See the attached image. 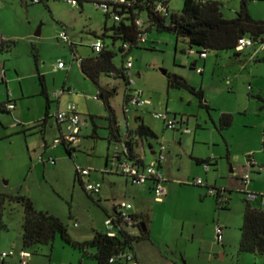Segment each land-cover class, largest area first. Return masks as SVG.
<instances>
[{
  "label": "rangeland",
  "instance_id": "rangeland-1",
  "mask_svg": "<svg viewBox=\"0 0 264 264\" xmlns=\"http://www.w3.org/2000/svg\"><path fill=\"white\" fill-rule=\"evenodd\" d=\"M34 1L0 0V40L12 44L0 51V105L8 99L16 105L9 112L0 110V194L6 196L2 205L5 226L0 231V264H20L22 250L31 253L30 264H97L66 243L61 234L52 245L25 249V210L18 200H11L18 196L29 198L36 209L59 217L71 239L81 243L92 240L96 231L105 232L107 208L131 203L136 211L148 216L150 238L135 241L133 249L142 264H264V256L239 251L243 192L264 193V51L255 53L259 49L256 46L238 52H209L204 60L196 49L191 53L189 45L178 41L173 33L153 30L141 48L130 53L134 66L130 70L132 91L141 93L151 105L128 115L123 111L125 80L102 75L101 87L114 94L110 101L121 138L125 139L129 127H136L135 117L141 115L158 135V139L143 140L147 166L151 158L157 159V155L151 156L150 146L157 153L165 147L166 161L161 170L168 194L164 203H158L151 182L145 187L127 184L125 177L115 172L122 143L109 140L108 112L99 98L100 91L84 77L70 48L71 44L76 46L78 59L93 55L96 35L101 37L105 26L114 25V19L106 20V9L92 2L79 8L65 0L47 4ZM184 1L171 0L169 11L180 14ZM212 1L220 4L229 20L241 9V0ZM248 9L253 19L264 21V0H249ZM39 27L41 35L36 36ZM64 32L69 43L59 39ZM106 42L111 46L109 39ZM119 45L111 48L117 52L114 63L121 68ZM60 62L66 69L57 68ZM194 62L196 69L192 67ZM37 69L44 76L51 101L46 124L43 120L47 100L42 95ZM173 75L202 89L210 111L201 107L199 99L188 90L170 89L169 76ZM70 88L74 102L80 104L83 122L77 152L72 156L63 144H53L60 137L54 94ZM165 112L171 119L176 116L178 122L184 121L181 129L174 131L163 120L154 118L153 114ZM223 113L234 116L232 127L226 130L220 128ZM187 128L190 133L183 132ZM210 157L216 164L209 170L195 161ZM249 157L255 160L253 168ZM77 167L90 170L81 178L85 184L100 183L102 195L86 191L76 174ZM247 176L246 185L243 180ZM198 179L203 180L202 186L194 184ZM208 187L231 191L229 206L221 209ZM258 188L261 190L255 192ZM218 227L225 228L224 246L217 243ZM130 232L141 235L138 228ZM10 252L14 257L4 263L2 254Z\"/></svg>",
  "mask_w": 264,
  "mask_h": 264
},
{
  "label": "trees",
  "instance_id": "trees-1",
  "mask_svg": "<svg viewBox=\"0 0 264 264\" xmlns=\"http://www.w3.org/2000/svg\"><path fill=\"white\" fill-rule=\"evenodd\" d=\"M49 1L51 0H36L33 3L44 2L47 4ZM170 1L171 0H124L122 3H111L109 4L110 10L106 12V20L114 19V16H117L119 17V21H114V25L111 27L105 26L103 35L98 37L103 43L102 51L94 53L92 47L93 55L78 59L76 46L74 44L70 45L74 61H79L82 74L86 79L93 82L100 91L99 98L104 102L108 112L109 140L111 142L122 143V151L117 153L116 156L117 164L127 162L133 163L135 166L142 169L147 167L144 160L135 154V148L138 144L137 139L148 140L158 138L157 134L149 126L143 123L142 118H138L137 127L134 129L129 127L125 139L123 140L120 134L118 119L110 101L114 94L111 90L101 87L100 85L102 75L123 78L126 83V93L123 103L124 113L128 115L131 111L139 112L141 110V108L136 109L129 105L133 91L131 88V80L128 77L125 65L132 50L135 48H141V45L145 42L142 41L143 34H148L153 30L158 33H173L176 35L178 41L181 40L187 43L191 51L196 49L200 57L202 54H206V57H208L209 52L229 50H235L238 52V41L242 38H250L256 43H264V21L252 18L248 9L249 0H241V9L237 12L236 17L231 20L224 17L220 4L216 1L185 0L180 14L171 13L169 11ZM86 2L92 1L85 0L79 4V8H83ZM159 5H162L164 9L159 10ZM139 20L143 21V28L138 26L137 23ZM106 39L110 40L113 48L120 43L119 50L122 54L121 68H118L115 65L114 60L117 56V52L107 44ZM11 45V42L0 40V51H3L6 47L11 48ZM124 45L128 46L127 50L124 48ZM35 58L38 63L37 54H35ZM196 64V62L192 64L194 69H196ZM169 77L170 80L168 87L170 89L188 90L192 95L199 99L201 107L210 111V106L207 103H204L205 97L202 89L192 87L185 79L177 75ZM39 79L42 86V95L45 96L47 100L46 115L43 120L44 124H46L50 117L49 111L51 101L49 100V95L45 88L44 76L39 74ZM10 106H14L15 108V103L8 99L7 103L0 105V110L9 112L11 111L9 108ZM167 114L169 116L168 112ZM172 120L177 124L176 129H173L174 131L180 129L181 125L184 124V121L182 120L181 122H178L176 116H174ZM233 122L234 116L232 114L223 113L220 118L221 130L229 129L232 127ZM178 124L180 127H178ZM262 146L264 148V135ZM65 147L71 156L77 152V147ZM195 161L198 165H207L210 168L214 166L213 159H195ZM248 162L251 168L255 167L256 164L254 163V158L249 157ZM76 174L81 184L85 187V183L79 176L78 171ZM121 175L126 177L122 173ZM148 182L153 184V192L154 181L149 180ZM243 183H246V181L243 180ZM208 190L214 191L212 196L216 198L221 209L229 206L231 200L229 195L231 194V191L228 192L225 189H219L216 187H208ZM243 195H245V209L243 225L240 229L241 240L239 243V251L241 253L264 256V193L256 194L261 200L255 202H250L247 199V192L244 191ZM5 199L6 196L0 194V231L5 226L2 222V205ZM14 199L18 200L25 210L23 223V246L25 249L32 248L36 245H52L56 236L61 234V237L66 243L80 249L86 257L92 258L97 264H124L121 256L126 252H133L135 254L133 250L134 242L149 240L150 238L148 216L147 214H142L141 216L136 215L132 217L133 220L137 222L133 229H140V236L131 234L130 230L122 228L118 222H114V228L116 231L114 237L109 236L108 233L96 231L92 240L82 243L76 242L71 239L67 227L59 217L49 212L36 209L34 203L27 197L18 196L16 198H11V200ZM117 210L118 209L116 208L112 215L107 214V218L112 216L116 217ZM143 226L144 229H146L145 231L143 230ZM113 258L117 259L116 262L110 263V260Z\"/></svg>",
  "mask_w": 264,
  "mask_h": 264
},
{
  "label": "built area",
  "instance_id": "built-area-1",
  "mask_svg": "<svg viewBox=\"0 0 264 264\" xmlns=\"http://www.w3.org/2000/svg\"><path fill=\"white\" fill-rule=\"evenodd\" d=\"M65 1L71 5L79 6V4L84 2L85 0H65ZM91 1L92 3H95L98 6L104 7L106 9V12H108L110 10L109 4L122 3L124 0H91ZM158 8L159 10L164 9L162 5H159ZM114 21H119V17L114 16ZM137 24L140 28H143L144 23L142 20H139ZM146 38H147V34H143L142 41H146ZM59 39L64 41L65 43L70 42L69 36L65 32L60 33ZM256 46H258L259 49L255 50V53L264 51V43H256L250 38H242L238 41L237 50L243 51L246 48H253ZM92 47L94 49V53H99L102 51L103 43L101 40H97L93 44ZM124 48L127 50L128 46L124 45ZM206 56H207L206 54L201 55L202 58H206ZM57 68L59 70L66 69V65L60 62ZM125 68L128 72L127 73L128 77L131 80L130 70L133 68V59L131 56L127 58ZM131 85H132V81H131ZM54 96L55 98H58L60 96V93L55 92ZM129 105L132 108L140 109V108L151 105V103L145 98H143L141 93L134 90L132 92V97L130 99ZM9 108L12 110L14 106H10ZM153 115L155 119L163 120L167 124L168 128L172 130L176 129L177 124L173 122V120L168 116L167 112L156 113ZM57 122L59 123L61 127V134L59 138L55 139L53 143L54 146L57 147L61 144H64L65 146L76 147L80 140L81 127L83 123L82 117L77 111V106L71 103V104H68L64 110L58 111L57 112ZM184 132L190 133L188 129H185ZM164 151H165V147L162 146L160 152L157 155V159L152 164L148 165L147 167L143 169L135 166V164L133 163H127V162H122L121 164H118V167H117L120 173L124 174L134 184L142 186V185H145L149 180H153L154 181L153 195L155 199L159 201L163 200L164 197L166 196V188L164 186L165 180H164V176L161 170L163 163L166 161ZM204 167L206 170L210 169V167L207 165ZM77 171L80 177H84L90 174L89 169H84L81 167H77ZM248 179H249V176H247L245 179L246 185H247ZM203 183L204 182L202 179H198L195 182L196 185H203ZM85 188L87 192L89 193L99 194V192L101 191L102 185L100 183L85 184ZM209 191L211 194H213L214 192L213 190H209ZM247 193H248L247 199L250 202L261 200V198L257 196L256 194L249 193V192ZM263 206H264V203H263ZM117 209H118L117 216L116 217L112 216L110 218H107L105 222V225L107 227L106 233H108V235L111 237H114L116 235V231L114 228V222H118L122 228H127V230H130V228H133L134 225L137 224V222L134 221L132 218L134 215L131 214V210H132L131 204L122 203L119 207H117ZM222 234H223L222 228H218L217 238H218L219 243L222 241ZM14 255L15 254L13 252L4 253L1 256V259L2 261H5L8 258L14 257ZM19 256H20V264H29L32 259L31 253L27 250H22ZM121 257L123 258L124 264H139L137 257L135 256L133 252H126ZM116 260L117 259L113 258L110 260V263H115Z\"/></svg>",
  "mask_w": 264,
  "mask_h": 264
},
{
  "label": "crops",
  "instance_id": "crops-1",
  "mask_svg": "<svg viewBox=\"0 0 264 264\" xmlns=\"http://www.w3.org/2000/svg\"><path fill=\"white\" fill-rule=\"evenodd\" d=\"M147 37H148V34H147ZM97 40H99L98 39V35H96V39H95V41H94V43L97 41ZM146 41H147V38H146ZM145 41V42H146ZM93 43V44H94ZM93 44H92V46H93ZM191 51V50H190ZM194 51H191V53H193ZM208 57H206V58H203L204 60H206ZM37 66H38V63H37ZM134 67V66H133ZM38 70V69H37ZM62 70H64V69H62ZM38 73H39V70H38ZM40 74V73H39ZM44 83H45V81H44ZM46 88V87H45ZM67 93H69L68 94V97H64V95L65 94H67ZM63 95V96H62ZM55 97V96H54ZM56 100H57V110L58 111H61V110H64L66 107H67V105L68 104H71V103H73V104H75L76 106H77V111H78V113L81 115V113H80V104H77V103H75L74 101L76 100V98H75V96H74V94H73V91H71V88L70 89H65L62 93H60V96L58 97V98H56ZM46 104H47V102H46ZM14 109H16V105H15V108ZM14 109H12V110H14ZM50 109H51V105H50ZM11 110V111H12ZM82 116V115H81ZM138 118H142V121H143V123H144V120H143V117L141 116V115H137L136 117H135V121H136V124L138 125ZM92 122H93V124H94V122H95V120H94V118L92 117ZM57 124H58V128H59V131H60V134H61V127H60V125H59V123L57 122ZM145 124V123H144ZM137 125H136V127H137ZM146 125V124H145ZM135 127V128H136ZM132 129H134V128H132ZM181 129V128H180ZM82 131H83V123H82V127H81V133H80V137H81V135H82ZM158 136V135H157ZM158 139V138H157ZM137 141H138V144H137V147L135 148V154L137 155V156H139L140 158H142L143 160H144V162H145V160H146V153H145V151H144V147H143V140H139V139H137ZM79 145V144H78ZM77 145V146H78ZM76 146V147H77ZM46 147H48L47 145H46ZM140 149H142V152H140L139 150ZM150 151H151V156H154V155H158V153L156 152V150L153 148V147H151L150 146ZM208 159H213V158H208ZM154 162V159L153 158H151L150 159V163L152 164ZM214 163H216V161H214ZM146 164V163H145ZM147 165V164H146ZM106 166H107V169H105L104 171L107 173V172H109V169H108V166H109V161L107 160V163H106ZM115 166H116V169H115V172H117V173H120V171H119V169L117 168L118 167V164H117V162H115ZM253 168V167H252ZM114 170V168H110V171H113ZM121 174V173H120ZM125 179H126V183L127 184H132V185H136V184H134L130 179H128L127 177H125ZM113 182V187H115L116 188V186H117V184H116V182L115 181H112ZM85 183V182H84ZM140 187H145V185H139ZM166 188V187H165ZM257 190H261V189H255V192H259V191H257ZM151 191H152V189H151ZM103 194V189L101 188V191L99 192V194H97V195H102ZM167 194H168V191H167V189H166V196H167ZM256 194H262V193H256ZM140 196H142L141 197V199H144V197L143 196H145V194L143 193V194H141ZM165 196V197H166ZM164 197V198H165ZM99 200H101V198L99 199ZM156 200V199H155ZM156 202H158V203H164V199L163 200H161V201H159V200H156ZM122 203H129V202H121V203H117V204H113L112 205V208L109 210L108 208L106 209V212H107V214H109V215H112L114 212H115V209L117 208V207H119ZM129 204H131V203H129ZM132 205V204H131ZM140 210H142L143 211V208H140ZM131 214L132 215H134V216H136V215H138V216H141L142 214H146V212H140V211H136L135 210V208L133 207V205H132V210H131ZM106 222V221H105ZM218 228H222V230H223V234H222V241L219 243L218 242V238H217V235H216V238H217V243L220 245V246H224V241H225V238H224V227H218ZM218 228H217V231H218ZM131 229H133V228H130V231H131ZM99 232H101V231H99ZM107 232V227H106V225H105V232L104 233H106ZM217 233V232H216ZM135 255H136V257H137V260H138V262H139V264H142V262H141V259L137 256V254L135 253ZM223 256V258H224V254L222 255ZM32 260V259H31ZM6 261V260H5ZM5 261H3L4 263H5ZM31 262V261H30ZM30 264V263H29Z\"/></svg>",
  "mask_w": 264,
  "mask_h": 264
},
{
  "label": "water",
  "instance_id": "water-1",
  "mask_svg": "<svg viewBox=\"0 0 264 264\" xmlns=\"http://www.w3.org/2000/svg\"><path fill=\"white\" fill-rule=\"evenodd\" d=\"M41 35V27L38 28V31L36 33V36H40ZM164 74H167L166 71H164ZM143 230L145 231L146 229H144V226H143Z\"/></svg>",
  "mask_w": 264,
  "mask_h": 264
}]
</instances>
